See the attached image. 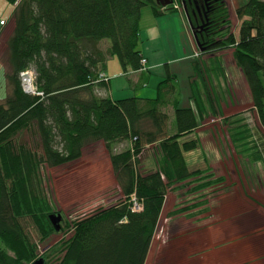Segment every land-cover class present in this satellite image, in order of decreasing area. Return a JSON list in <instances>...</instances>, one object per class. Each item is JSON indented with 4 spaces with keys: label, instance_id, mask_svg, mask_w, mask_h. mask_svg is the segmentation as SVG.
I'll return each mask as SVG.
<instances>
[{
    "label": "trees",
    "instance_id": "trees-1",
    "mask_svg": "<svg viewBox=\"0 0 264 264\" xmlns=\"http://www.w3.org/2000/svg\"><path fill=\"white\" fill-rule=\"evenodd\" d=\"M4 1L13 6V28L0 63L9 91L0 103V241L6 248L0 250V264H26L33 257L19 218L33 217L40 230H46L34 217L49 209L41 204L45 199L40 194V171L76 162L83 152L93 153L98 145L107 153L120 190L117 202L73 222L58 264H146L167 188L198 174L188 170L183 157L196 144H180V139L198 128L205 111L197 97H193L195 110L180 105L176 78L167 65L153 99L114 100L106 93L110 79L101 80L99 75L104 73L108 57H115L123 72H145L138 49L141 12L149 7L153 16H161L172 7L162 8L155 0ZM210 1L211 26L200 41L202 53L233 46L232 57L246 80L252 108L264 131V1L248 0L237 8L236 16L243 19L237 42L228 33L226 2ZM198 64H194L196 78L207 91L210 72L216 75L221 66L214 60L203 72ZM29 69L40 96L26 94L21 88L19 74ZM204 97L214 109L210 94L206 92ZM237 121L230 128L234 145L242 149H238L241 154L253 150L254 157L263 162L255 143L252 148L244 145V124ZM23 135L26 142L19 138ZM124 141L130 147L115 152L114 145ZM148 145L155 147V168L139 170V157ZM131 195L139 201L141 211H131ZM47 219L43 221L52 233L55 229ZM13 247H19L15 257L6 252Z\"/></svg>",
    "mask_w": 264,
    "mask_h": 264
},
{
    "label": "rangeland",
    "instance_id": "rangeland-1",
    "mask_svg": "<svg viewBox=\"0 0 264 264\" xmlns=\"http://www.w3.org/2000/svg\"><path fill=\"white\" fill-rule=\"evenodd\" d=\"M1 1L7 5V11L3 13V19L6 20L13 6ZM224 1L230 22L228 33L237 42L238 38L234 35H237L243 19H238L236 10L248 0ZM182 5L183 3L176 4L177 7ZM142 12L148 13L149 7H145ZM187 24L189 28L188 21ZM9 27L13 28L12 21ZM188 35L195 46L188 58L195 59L203 72L205 65L214 60L218 62L222 72L226 70L230 73V90L223 96V106H220L218 96L212 94L206 86L205 93L210 94L214 109L206 111L201 103L205 112L198 120V128L180 139V144L183 141L196 144V148L184 152L183 157L188 170L198 171V174L185 183L173 184L167 188L146 264H264V214H261L264 209V161L255 158L253 150L244 154L243 159L240 158L241 152L238 149H242L234 145L230 135L233 130L230 128L233 127L231 123L236 120H239L237 124L243 123L244 131L241 133L244 145L251 144L252 148V143H255L263 156L264 131L252 108L246 80L232 57L233 46L203 54L197 48L190 28ZM3 42L2 40L0 43V63L6 53V41ZM104 42L108 44L107 40ZM105 43L101 48H106ZM106 64L110 72L121 71L115 57H108ZM145 67L147 68V62ZM143 88L140 83L136 94L140 96ZM101 91L103 96L105 91ZM8 92L5 76L0 68V101L7 97ZM200 96L201 94L199 98ZM168 114L169 123H172V110ZM173 132L169 130L168 134ZM19 138L27 141L26 135ZM129 147L130 143L124 141L114 145V150L119 152ZM154 150V146H146L139 157V170L149 171L155 168ZM37 151L40 154L38 149ZM40 176L43 181L40 194L45 199L40 203L43 209L46 206L49 209L45 211L46 214L40 212L34 217H38L37 222L44 225L46 230L41 231L33 217L23 216L18 219L22 234L29 243L27 250H31L33 256L26 264H34L38 259L43 264H58L61 261V248L72 233L73 222L116 203L120 190L113 177L107 153L101 145L93 153L83 152L81 159L76 162L55 169L44 168L40 171ZM219 178L221 180H217ZM215 180L217 182L203 189L197 188L200 183ZM246 198L255 204L248 206L250 203ZM255 205L260 209L258 212H255ZM181 209H185V212ZM51 213L62 217L59 232H48L45 226L43 218L47 219ZM249 233L252 235L248 236ZM1 249L6 248L0 241ZM6 252L15 257L19 247L9 248Z\"/></svg>",
    "mask_w": 264,
    "mask_h": 264
},
{
    "label": "crops",
    "instance_id": "crops-1",
    "mask_svg": "<svg viewBox=\"0 0 264 264\" xmlns=\"http://www.w3.org/2000/svg\"><path fill=\"white\" fill-rule=\"evenodd\" d=\"M3 3L0 0V21H5L4 26H6H0V43L2 40L4 42L7 40L12 30L9 26L13 10L4 20L3 13L7 11V5ZM184 14V10L181 11L179 8L166 11L161 16H153L150 9L148 13L141 12L138 49L142 57L146 59L148 70L147 72H123L122 70L117 72L111 70L110 72L106 64L103 72L111 78L107 87V95L114 100L133 96L144 98V95L145 98L150 96L147 99H153L157 94L156 87L164 76V65H167L170 74L176 78L175 83L177 91L180 93L181 106H188L195 110L196 105L193 97H197L199 105L203 104L206 111L213 110L204 97V87L196 78L195 59L188 58L191 52L193 53L195 46L193 39L188 35L189 28ZM8 29H10L9 32ZM234 36L238 37V33ZM0 68L4 76L1 64ZM229 77L231 78L230 73L226 70L223 72L218 70L216 75L210 72L208 76L206 85L212 94L218 96L219 101H223V96L225 97L226 92L230 90ZM140 83L144 88L139 96L135 91ZM199 94H201L200 98ZM2 101L1 99L0 102ZM222 101L220 106H223ZM243 157L244 154H240V158L243 159ZM246 200L250 203L248 206L255 204L252 200L247 198ZM256 207L255 212H258L260 209L258 206ZM261 212L264 214V209ZM251 235L248 234V236Z\"/></svg>",
    "mask_w": 264,
    "mask_h": 264
},
{
    "label": "flooded vegetation",
    "instance_id": "flooded-vegetation-1",
    "mask_svg": "<svg viewBox=\"0 0 264 264\" xmlns=\"http://www.w3.org/2000/svg\"><path fill=\"white\" fill-rule=\"evenodd\" d=\"M188 4L187 6V15L190 22L196 28L195 32L198 39L201 41L208 36V29L210 28V17L209 13L212 7L210 0H197L198 4L195 6L193 0H185ZM202 27V28H200Z\"/></svg>",
    "mask_w": 264,
    "mask_h": 264
},
{
    "label": "built area",
    "instance_id": "built-area-1",
    "mask_svg": "<svg viewBox=\"0 0 264 264\" xmlns=\"http://www.w3.org/2000/svg\"><path fill=\"white\" fill-rule=\"evenodd\" d=\"M174 7L175 9L179 8L177 6H174ZM0 24H4V21L1 20ZM145 63H146V59L142 58L141 71L147 70V68L145 67ZM99 78L105 81L109 79L104 73H101L99 75ZM19 79H20V85H21L23 92H25L26 94L34 95V96L41 95V93L37 91V88L34 85V73L32 70L29 69V70L22 71L19 74ZM129 199H130L129 200L130 209L132 212H139L142 210V206L139 204V201L136 199L134 195H131Z\"/></svg>",
    "mask_w": 264,
    "mask_h": 264
},
{
    "label": "water",
    "instance_id": "water-1",
    "mask_svg": "<svg viewBox=\"0 0 264 264\" xmlns=\"http://www.w3.org/2000/svg\"><path fill=\"white\" fill-rule=\"evenodd\" d=\"M193 1H194L193 4H195V6H197L198 1L197 0H193ZM155 2H156L157 5H159L162 8L168 7V6L173 4V0H155ZM182 3H183V8H184V12H185V15H186V19H187V21L189 23V28L191 29V32L194 35V40H195L196 46H197V48L199 49L200 52H203V49L201 48V43H200V41H199V39H198V37L196 35V32H195L196 28L192 25V23L189 20L188 15H187V10H188L187 6H188V4H187V2L185 0H182ZM200 28H202V27H200ZM48 218H49L50 223L54 227L55 231H59L60 222L62 220L61 215L60 214H50L48 216ZM34 264H42V260L38 259V260H36L34 262Z\"/></svg>",
    "mask_w": 264,
    "mask_h": 264
}]
</instances>
